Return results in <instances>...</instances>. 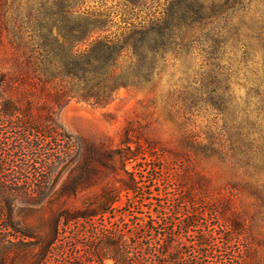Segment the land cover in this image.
I'll return each instance as SVG.
<instances>
[{"label": "trees", "instance_id": "trees-1", "mask_svg": "<svg viewBox=\"0 0 264 264\" xmlns=\"http://www.w3.org/2000/svg\"><path fill=\"white\" fill-rule=\"evenodd\" d=\"M123 5L135 10L148 4L123 0ZM260 5L262 10H258ZM151 6L146 16L124 15L116 21L113 12L92 9L86 0H0V220L4 236L22 240L24 245L32 243L39 234L31 223L37 210L94 192L80 208L53 214L42 254L46 256L63 233L70 234L74 224L83 223L107 239L102 259L122 263L120 248L112 243L113 224L99 221L124 215L120 211L123 197L133 200L140 195L138 203L143 205L146 194H140L144 183L137 167L145 154L137 142L138 133L125 128L120 145L114 146L108 137L94 139L69 132L60 114L76 98L100 105L121 87L154 84L168 57L188 59L200 50L205 58L208 71L201 86L178 95L187 108L199 97L210 96L211 106L226 118L229 151L221 146L216 149L218 144L209 141V145H199L203 153H223L242 165L264 158V0H162ZM230 41L234 47L241 43V63L246 67L257 64L254 44L262 43L257 64L261 68L253 72L255 88L243 103L231 89L228 68L219 63ZM130 164L133 170L127 168ZM198 184L206 189V178L199 175ZM254 193L259 201L264 200L261 189ZM148 200L156 203L136 218L134 230L147 232L178 208L163 203L159 194ZM232 202L233 197L225 194L213 200L226 210ZM191 218L194 222L181 225L197 235L196 247L202 252L210 246V236L199 234L194 213ZM226 223L232 234L243 230L238 218ZM165 239V244L147 246L152 264H176L184 255V242H180L177 254L170 258L173 244ZM222 239L225 245L229 243ZM166 258L169 262L160 260Z\"/></svg>", "mask_w": 264, "mask_h": 264}, {"label": "rangeland", "instance_id": "rangeland-1", "mask_svg": "<svg viewBox=\"0 0 264 264\" xmlns=\"http://www.w3.org/2000/svg\"><path fill=\"white\" fill-rule=\"evenodd\" d=\"M144 1H147V8L132 10L123 5V0H86L92 9L113 12L116 21L124 15L146 16L153 10L152 3L162 2ZM258 10H262V5ZM233 44V41L227 44L226 54L219 63L228 68L231 89L243 103L255 88L253 72L261 68L257 64L261 62L262 43L254 44L257 64L248 67L241 63L244 51L241 43L235 44L236 48ZM168 58L154 84L121 87L112 93L107 103L100 105L76 98L60 114L61 123L69 132L94 139L108 137L114 146L120 145L125 128L131 127L135 134L138 133L137 142L145 154L137 167L144 183L140 194H146L143 205L138 203L142 201L140 195L133 200L123 197L120 211L124 215L117 213L112 219L99 223L113 224L116 235L112 243L119 246L118 254L123 260L119 264H152L147 246L165 244L166 237L173 244L169 249L170 258H174L173 254L178 252L175 248L184 242V255L176 264H264V200L259 201L254 193L255 189H261L264 198V158L242 165L223 153H203L199 145L204 147L209 141L218 144L216 149L221 146L229 151L226 118L211 106L210 96L199 97L202 99L187 108L178 95L201 86L204 73L208 71L205 58L200 50L188 59ZM127 168L133 170V164ZM199 175L206 178V189L198 184ZM93 194L37 210L31 223L39 234L27 245L22 240L4 236L5 226L0 220V264H113L112 260L101 257L107 239L95 235L83 223L74 224L70 234L63 233L50 252L46 256L42 254L49 242L53 214L65 208H80ZM158 194L163 203L178 206L177 210L147 232L134 230L132 224L136 223V218H142V213L156 203L148 199ZM220 194L233 197V202L227 204L228 210L213 203ZM208 208L214 210L207 212ZM192 213L199 225L197 232L210 236V246L202 248V252L196 247L197 235L182 226L194 222ZM236 218L243 224L238 235L232 234L226 223ZM180 234L183 241L177 238ZM222 238L229 239V243L225 245ZM160 260L169 262V258Z\"/></svg>", "mask_w": 264, "mask_h": 264}]
</instances>
